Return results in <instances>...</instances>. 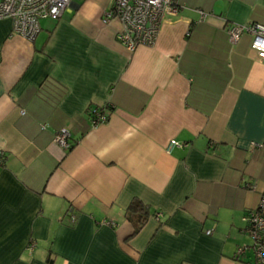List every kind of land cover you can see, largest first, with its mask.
I'll use <instances>...</instances> for the list:
<instances>
[{
    "label": "crops",
    "instance_id": "1",
    "mask_svg": "<svg viewBox=\"0 0 264 264\" xmlns=\"http://www.w3.org/2000/svg\"><path fill=\"white\" fill-rule=\"evenodd\" d=\"M112 1L71 0L32 42L0 20V264H255L235 253L264 195V62L227 30L264 26V0H180L133 52Z\"/></svg>",
    "mask_w": 264,
    "mask_h": 264
},
{
    "label": "built area",
    "instance_id": "2",
    "mask_svg": "<svg viewBox=\"0 0 264 264\" xmlns=\"http://www.w3.org/2000/svg\"><path fill=\"white\" fill-rule=\"evenodd\" d=\"M180 0H113L110 11L105 13L103 22L116 19L121 24V31L117 36L118 42L129 52L138 47L152 46L158 36L163 16L176 13ZM71 0H0V20L9 19L14 34L28 42L37 36L39 22L44 19L57 21L69 8ZM245 34L253 36L251 49L264 62V26L260 24L232 25L227 30L228 42L235 45ZM95 118L90 121L92 127L105 124L106 115H99L92 111ZM70 134L67 129H60L54 143L63 150L70 148ZM178 144H170L171 147ZM4 164V154L0 151V167ZM73 221V217L71 218ZM243 221L246 233L251 240L249 247L238 248L236 255L241 256L247 250H252L255 264H264V195L256 209L248 212ZM211 234L210 231L206 232ZM34 244H30L32 250Z\"/></svg>",
    "mask_w": 264,
    "mask_h": 264
},
{
    "label": "trees",
    "instance_id": "3",
    "mask_svg": "<svg viewBox=\"0 0 264 264\" xmlns=\"http://www.w3.org/2000/svg\"><path fill=\"white\" fill-rule=\"evenodd\" d=\"M92 111H95L99 115H106L107 120H108V116L110 114L108 107L107 108H101V109H90L88 111V117H89L90 121L95 118V115L92 114ZM70 140H71V136H70L69 141ZM71 148H72V144L70 143V148L68 150H70ZM125 217L127 218V220L129 222H131L133 224V227H134L133 235H135L140 231L142 226L147 221V219L149 217V212H148V209L146 208V206H144L139 200L134 199L129 204L128 208L126 209ZM237 257H240V256H237Z\"/></svg>",
    "mask_w": 264,
    "mask_h": 264
}]
</instances>
